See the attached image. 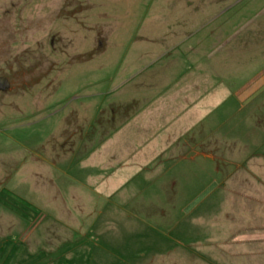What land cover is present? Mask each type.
Returning a JSON list of instances; mask_svg holds the SVG:
<instances>
[{
  "label": "rangeland",
  "instance_id": "374dc122",
  "mask_svg": "<svg viewBox=\"0 0 264 264\" xmlns=\"http://www.w3.org/2000/svg\"><path fill=\"white\" fill-rule=\"evenodd\" d=\"M1 78L10 85L0 91V264H254L256 252L243 259L237 247L238 213L251 201L243 211L223 197L246 199L264 178L253 161L264 157V0H0ZM257 82L251 99L259 107L231 122L237 92ZM210 87L230 99L229 126L207 144L204 127L179 139L172 135L182 123L172 126L165 142L180 155L166 157L163 179L157 163L143 166L125 188L139 198L80 202L65 194L86 175L73 164L81 159L89 170L93 153L110 176L116 164L101 151L124 128L120 110L129 118L136 99L189 100ZM122 101L130 104L110 110ZM249 110L262 154L243 152L230 164L221 150L236 148L234 122ZM197 150L218 159L179 160ZM34 164L43 176L33 181ZM256 187L255 208L264 210V186Z\"/></svg>",
  "mask_w": 264,
  "mask_h": 264
},
{
  "label": "crops",
  "instance_id": "0c3cea01",
  "mask_svg": "<svg viewBox=\"0 0 264 264\" xmlns=\"http://www.w3.org/2000/svg\"><path fill=\"white\" fill-rule=\"evenodd\" d=\"M261 84L262 82H257L255 89H249V85L243 88V90H241L240 92H237L236 98L240 101L241 107L238 113L235 114L236 116L234 115L231 117V122H233L234 119L240 117L242 114L246 113V109L255 106L259 107V102L257 104V101L255 99H251V97L255 94L254 92L259 88ZM197 92L199 91H196L194 97L192 96L193 98L191 97L189 100L174 99L173 101H165L164 99H136L135 103L137 104H135V106L138 107V110L134 113L133 116L129 118L127 117V110H124V114L122 113V110H120L119 113L122 119L126 117V120L123 123L124 128L122 126L123 129L121 128V131H119L118 133L116 132L117 134L115 133L116 135L111 141L110 148H104L101 151L102 158L104 157V155H107L108 158L111 157L113 160L112 162H115L116 164L110 176H108L109 179L103 178L102 171H98L96 167L97 164H100V166L104 167L107 164L106 160L103 158V161H98V157L93 158V153L90 157H88V159H82H87L88 163L91 165V168H89V170L84 167L85 164L81 161V159L78 160L76 164H73L75 166L74 168L80 171H84L86 175L83 181H80L78 179L76 183L70 185L69 188L66 189L65 194H67V196L72 200L80 202L84 201V199L98 200V198H104L105 200L107 197L108 201L121 203L122 201L125 202L131 199L134 200L135 198H139L136 192H132V187L130 191L131 193L126 192L125 188L128 182H133L135 178L138 179V176L142 175V172H144L145 170L143 166L147 165L150 162L152 164L157 163V168L160 170V172L158 173L160 174L159 177L163 179L165 176L163 173L166 166L165 162L166 160H170L166 159V157L171 155L178 156V154L180 153L179 148L175 149V147H173V150H171L172 145H174V141L172 142L170 139L167 144L165 142L169 139V135H166L168 134L167 131L172 126L176 127V123H182V126L180 127L181 129L178 128L180 130L176 134L172 135L173 137L176 136L179 139L190 136L194 134L193 132L196 129L204 127V131L210 132L211 135L206 136L204 140L201 141L202 144L211 142L212 132L216 128L229 126L230 122L227 118H229L228 113H230L228 109L230 99L226 96V94H224L223 96V89H221V92L216 94H213V89L211 87L201 95ZM219 94H221L222 97ZM162 97L164 98L163 95ZM164 103L167 105V107L171 108L168 113H165L166 109L163 108ZM128 104H130L129 101L127 103H125V101H122L121 105H110V110L115 112L116 108H113V106H116L118 109V106L126 107L128 106ZM107 106H109V104ZM249 111L250 113H247L244 120L237 121L236 123L234 122V130L238 131V133H236L235 136L232 137L230 142L233 144H237L236 148H233L231 151H228L230 148L221 150L225 156L229 154V160H225L230 164H233L236 162V160H238L233 156H238L243 152H247L251 155L258 154V156L262 154L260 153L261 146L254 144L255 136L252 135V132L255 130V121H257L254 118L257 117V115L255 111ZM225 114L226 116H224ZM215 115L220 116V123L213 120V117ZM101 117H103V115ZM223 118H225V121H223ZM112 119L114 122L116 120V117L113 116ZM212 127L213 129L211 130ZM226 140H229V138H226ZM154 143H157V148L153 147ZM170 150L172 151L171 153H169ZM23 151L29 152L30 156H34V158H36L35 155L38 154L36 150L24 149ZM109 153H113V155H109ZM182 154L184 155V153ZM185 155L188 156L187 154ZM196 155L197 156L195 157L188 156L179 160L196 161L199 157H201L199 161L209 163L215 162L216 159H218L214 157L213 153L209 150H204L203 152L202 150L198 151ZM133 158H135L134 163ZM257 158L258 159H254L253 161L258 162L260 164V169L264 171V157L261 156ZM36 161H38L37 158L33 160V162ZM108 162L111 161L108 159ZM254 165L255 164H253L252 166L254 167ZM137 166H139V168H137ZM132 167L136 168L134 173L131 172ZM72 168L70 169L72 170ZM33 170L34 172H30V176L31 180L34 181L36 180L37 176H41L42 174L38 172L36 164H34ZM44 176L47 177L46 174H44ZM249 181L250 180L248 178L247 180H241L240 178H230L227 182L229 184L235 182L238 187L243 186L246 183H251ZM261 183L263 185H261ZM252 186L253 185L250 184V187ZM256 186H264V178L261 177L260 179H258V184L250 189V195L247 197L248 199L246 198L247 200L245 198L242 199V196H245L246 194L240 196L239 199L234 198V193H232V196L226 195L223 198L227 203H231L233 201L240 203L241 210L243 211H245L246 209H244L242 203L245 204V202H248V200L251 201L252 207L250 210H248L249 212H243L242 214L238 213L237 221L240 233L238 234L239 237L237 238V247L239 248L238 250L241 251L243 259L246 255H248L249 250H252L256 252L253 256L254 264H264V210H261V208H255L256 205H259L260 200H262V191ZM243 193L244 192H242V194ZM226 214L233 215L232 213H230L229 209L226 211ZM26 259L30 260L31 256L28 255Z\"/></svg>",
  "mask_w": 264,
  "mask_h": 264
},
{
  "label": "water",
  "instance_id": "95a60500",
  "mask_svg": "<svg viewBox=\"0 0 264 264\" xmlns=\"http://www.w3.org/2000/svg\"><path fill=\"white\" fill-rule=\"evenodd\" d=\"M8 87V81L6 80V78L4 79H0V91H6Z\"/></svg>",
  "mask_w": 264,
  "mask_h": 264
},
{
  "label": "flooded vegetation",
  "instance_id": "af4514ba",
  "mask_svg": "<svg viewBox=\"0 0 264 264\" xmlns=\"http://www.w3.org/2000/svg\"><path fill=\"white\" fill-rule=\"evenodd\" d=\"M6 80L8 81V79L6 78ZM9 82V81H8ZM10 83H8V87H9ZM7 87V89L9 90V88Z\"/></svg>",
  "mask_w": 264,
  "mask_h": 264
}]
</instances>
